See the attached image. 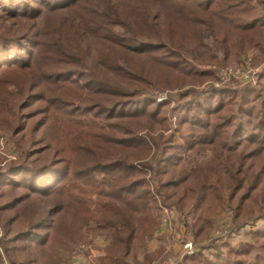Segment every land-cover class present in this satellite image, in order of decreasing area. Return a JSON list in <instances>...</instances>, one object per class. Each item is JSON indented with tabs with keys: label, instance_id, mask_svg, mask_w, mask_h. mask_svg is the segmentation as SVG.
Segmentation results:
<instances>
[{
	"label": "trees",
	"instance_id": "trees-1",
	"mask_svg": "<svg viewBox=\"0 0 264 264\" xmlns=\"http://www.w3.org/2000/svg\"><path fill=\"white\" fill-rule=\"evenodd\" d=\"M252 50L264 0H0V264H68L90 235L97 264H135L161 207L196 247L182 264H264V227L210 239L220 215L227 236L264 219V64L212 70Z\"/></svg>",
	"mask_w": 264,
	"mask_h": 264
},
{
	"label": "rangeland",
	"instance_id": "rangeland-1",
	"mask_svg": "<svg viewBox=\"0 0 264 264\" xmlns=\"http://www.w3.org/2000/svg\"><path fill=\"white\" fill-rule=\"evenodd\" d=\"M254 62V63H253ZM238 63V64H237ZM234 63V66L220 68V69H210L214 70V77L216 82L214 81V85H216L219 81L217 78V74L221 72L223 69H231L236 70L246 66L250 69H259L262 70V65L264 61L262 60L259 52L257 50L248 51L244 56H242L239 62ZM206 67L205 69H207ZM204 69V68H203ZM235 83L238 81L233 79ZM212 82V81H211ZM208 83L200 86V88L204 87L205 85L208 86ZM223 85L228 84H219L218 87H222ZM236 85V84H235ZM179 91H165V92H155L154 95L156 97V101H160L163 99L169 100L170 109L172 110L175 106L174 101H176V94ZM90 120L85 118V123H89ZM172 130L175 127V119L172 120L170 123ZM10 136L6 133H0V164L4 163L5 160L8 158L15 157L14 151L12 150V142L9 139ZM204 157H196L194 159L196 162H203ZM167 210L173 212L172 218L170 220L169 226H162V221H164V216L161 215L160 224L158 226V231L155 233L153 238L148 242L146 249L140 252H137V258L135 264H164L168 260L172 261L174 264H182V262H178L179 254L181 252V246L183 242L190 241L193 244V241L189 239V235L185 233L184 230V219L181 214L176 211L172 207H163ZM229 216L227 215H220L215 219L213 231L210 234V239L214 240V242L219 245L224 242H228L231 247H236L238 244L241 243H248L250 242L251 234L264 227V219L259 221H252L246 223L237 234H232L227 236L224 230V226L226 222L229 221ZM229 223V222H228ZM90 244L85 248H78L76 254L71 258L68 264H97V260L105 256V248L108 245V241L105 240L103 236H89ZM194 249L196 247L193 244Z\"/></svg>",
	"mask_w": 264,
	"mask_h": 264
},
{
	"label": "built area",
	"instance_id": "built-area-1",
	"mask_svg": "<svg viewBox=\"0 0 264 264\" xmlns=\"http://www.w3.org/2000/svg\"><path fill=\"white\" fill-rule=\"evenodd\" d=\"M259 73V69H253L250 67V69L246 66L231 70V69H223L220 73L217 74V78L219 79L216 86L219 84H226L232 79H236L240 84H248L252 83L256 77V75ZM161 215L164 216V221H162V226H169L170 220L172 218L173 212L170 210H167L163 207H161ZM196 250L193 247V244L190 241L183 242V245L181 246V252L179 254L178 262L182 261L185 257H189L194 255ZM164 264H174L172 261L168 260Z\"/></svg>",
	"mask_w": 264,
	"mask_h": 264
}]
</instances>
